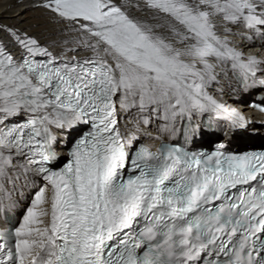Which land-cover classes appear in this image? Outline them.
Wrapping results in <instances>:
<instances>
[{"label":"snow or ice","instance_id":"1","mask_svg":"<svg viewBox=\"0 0 264 264\" xmlns=\"http://www.w3.org/2000/svg\"><path fill=\"white\" fill-rule=\"evenodd\" d=\"M0 7V264H264V0Z\"/></svg>","mask_w":264,"mask_h":264},{"label":"bare ground","instance_id":"2","mask_svg":"<svg viewBox=\"0 0 264 264\" xmlns=\"http://www.w3.org/2000/svg\"><path fill=\"white\" fill-rule=\"evenodd\" d=\"M12 13H8V14H4L3 12V8L0 7V22L2 23H9V24H21L22 21L24 22H27L29 20L33 21L35 20V18L38 16V13H35V12H27V13H24L23 16H21L20 18L16 19V18H11L12 17ZM227 97H225L226 99ZM229 99V98H227ZM237 97H233L231 99H229L230 102L233 101L234 103V100H236ZM246 99V98H245ZM240 105H243V104H240ZM246 143V141H245ZM240 146H244L243 143H241ZM0 217H2V213H0Z\"/></svg>","mask_w":264,"mask_h":264},{"label":"rangeland","instance_id":"3","mask_svg":"<svg viewBox=\"0 0 264 264\" xmlns=\"http://www.w3.org/2000/svg\"><path fill=\"white\" fill-rule=\"evenodd\" d=\"M233 102V101H232ZM248 142V141H247Z\"/></svg>","mask_w":264,"mask_h":264}]
</instances>
